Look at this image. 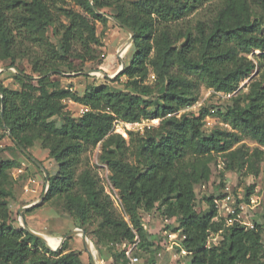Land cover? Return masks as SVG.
I'll return each mask as SVG.
<instances>
[{
    "label": "trees",
    "instance_id": "16d2710c",
    "mask_svg": "<svg viewBox=\"0 0 264 264\" xmlns=\"http://www.w3.org/2000/svg\"><path fill=\"white\" fill-rule=\"evenodd\" d=\"M66 1L103 25L107 18L94 9L111 8L113 17L133 31V53L123 70L113 79L86 87L82 94L60 86L52 77L83 71L85 62L96 59L105 30L97 35L93 21L69 8ZM91 3L0 0V60L9 59L13 66L16 58L24 57L31 68V72L20 70L13 76L19 89L0 83V129L6 130L4 123L26 150L38 145L39 151L56 162V170L48 174L43 200L59 202L93 236L98 256L99 246L111 249L136 236L140 247L151 246L141 212L157 209L165 219L177 221L181 250L190 256L187 264H261L263 224L255 223L252 228L237 221L226 224L217 219L213 196L204 198L205 213L196 209L195 201L196 186L209 180L216 155H224L225 169H232L246 163L251 166L263 154L262 149L250 153L243 144L234 145L246 136L264 147V0L260 1L263 12L254 10L249 0H222L208 31L199 24L196 58L188 54L190 34L157 27L158 17L167 20L183 15L186 0ZM57 12L67 22H59ZM47 31L56 44L50 42ZM254 70L259 75L247 91L236 93L222 113L218 111L230 129L215 127L204 134V119L210 113L207 107L168 116L195 103L201 85L214 92L234 93ZM66 99L87 110L74 117L66 109ZM52 117L61 119L58 128L52 126ZM154 118L160 119L158 126L130 132L129 140L112 132L115 119L139 122ZM97 145L99 161L107 166L127 220L116 213L91 168L77 173L82 155ZM130 146L133 162L128 159ZM20 165L14 158L0 159V264H85L80 251L67 247V239L60 250L52 251L14 224L9 207L13 197L10 169ZM253 192L254 184L246 186V204ZM87 225H92L90 231ZM212 233L221 238L208 246ZM119 257V252H111V263L121 264Z\"/></svg>",
    "mask_w": 264,
    "mask_h": 264
},
{
    "label": "rangeland",
    "instance_id": "374dc122",
    "mask_svg": "<svg viewBox=\"0 0 264 264\" xmlns=\"http://www.w3.org/2000/svg\"><path fill=\"white\" fill-rule=\"evenodd\" d=\"M249 1L254 10L263 12L260 6L261 0ZM186 2L188 3V7L183 12V15L179 18H169L167 20L158 17L157 27L166 26L173 34H190L191 44L188 54L192 58H196L199 50V24L204 31H208L222 0H186ZM66 5L93 21L97 35L103 28L105 30L104 36L101 37L103 45L101 47H96L98 52L96 59L94 61L85 62L83 71L62 73L52 77L58 80L60 86H70L73 91L82 94L86 87L106 82V78L100 73L85 74L84 71L102 70L108 75L115 73L121 64L117 52L124 46L129 34L109 17L113 16L111 8H104L101 10L106 14V16H104L107 18L106 25H103L99 21L93 20L88 13L84 12L72 1H66ZM56 14L59 22H67L66 18L59 12ZM55 27L58 28L59 26L55 24ZM262 29L264 33V24ZM47 35L50 38V42L56 44L57 41L50 31H47ZM56 48L59 53L58 46ZM132 53L133 48L132 45H130L121 56L124 64L130 60ZM253 53L258 54V51H254ZM20 70L31 72L27 58H16L13 66L10 65L9 59L0 60V83L10 89H19L13 76ZM258 75L259 71L254 70L250 76L239 83L236 91L230 95H221L201 85L198 100L183 108L182 110L184 111L182 114L196 113L201 108L207 107L210 113L204 119V134H208L210 130L215 127L230 129V126L225 124L222 119V111L225 106L230 103L232 96L236 93L246 92L250 81ZM33 77H36V75L33 74ZM121 80H124V77H121ZM64 102L66 104V109L70 110L74 117H77L84 111L85 107L81 104L75 103L69 99L64 100ZM218 111L221 113H218ZM51 123L53 127L58 128L61 124V119L52 117ZM154 124H156V122ZM146 127V124L140 122L139 125L122 124L118 126V129L126 131V139L129 140L130 132H142ZM12 143L6 130L0 129V159L14 158L21 164L20 167L10 169V175L13 179V197L9 200V207L13 217H15L14 224L20 226L19 210L23 207L30 206L29 211V208L22 210L24 221L33 231L51 237V245L55 246L59 243L60 236L73 228H81L78 222L60 206L59 202L55 200L45 202L43 200L44 197L40 199L45 190V173L52 174L56 170L57 164L53 159L41 156L39 154L38 145H33L27 151L36 160L40 161L43 166L42 170L29 160L19 149L15 148ZM239 144H243L250 153L255 148L262 149L263 154L258 160L253 162L251 166L246 163L238 168L235 165L232 169H225L226 157L224 155H216L210 164L211 174L209 180L196 186L197 197L195 207L197 210L205 213L208 207L204 198L213 196L218 211L217 219H223L226 224H230L231 221H229V219L238 212L239 216L237 219L239 223L246 228H252L255 223L263 224L261 236L264 246V147L246 136H243L242 140L234 145V148ZM99 153L100 145L84 153L78 166L77 173L86 166L91 168L96 174L104 191L110 196L116 213L122 215L124 219L127 220V216L122 213L118 191L113 188L109 180L107 166L99 161ZM128 159L133 162L131 146L128 152ZM250 184H254V192L250 197V203L246 204L243 199V194L246 186ZM141 215L143 228L145 232H147L148 240L152 241V245L147 248L138 245L137 254L142 260H144L146 264H151L152 262L153 264H187L190 260V256L186 255L185 251L181 250L182 234L180 231L175 230L177 221L175 219H165L157 209H153L150 212H141ZM86 228L87 231H90L92 225H87ZM85 234L87 239L93 244V236L86 232ZM220 238V234H210L207 245L209 246L217 243ZM138 239L140 243V238L138 237ZM66 244L69 249L80 251L82 261L85 264H90L88 251L82 242L80 234L68 237ZM93 250L96 264H113L111 263L110 254L113 251L118 252L116 245L111 249L101 245L99 246V256L101 258H99L94 244ZM261 264H264V258H262Z\"/></svg>",
    "mask_w": 264,
    "mask_h": 264
},
{
    "label": "water",
    "instance_id": "95a60500",
    "mask_svg": "<svg viewBox=\"0 0 264 264\" xmlns=\"http://www.w3.org/2000/svg\"><path fill=\"white\" fill-rule=\"evenodd\" d=\"M89 3L90 4H92L91 3V0H89ZM94 11H95V13H98V14H102V15H105L106 16V14L105 13H103L102 11H99V10H97V9H94ZM108 17V16H107ZM119 27H121V28H123L128 34H129V36H128V39H127V41L125 42V44H124V46H123V48L124 47H127V46H130L131 44H132V39H133V31H132V29L131 28H129L128 26H126L125 24H123L122 22H120L118 19H116L115 17H113V16H109ZM122 48V49H123ZM122 49H120V50H122ZM119 50V51H120ZM119 51L117 52V56H118V58L120 59V62H121V64H120V66L118 67V69L115 71V73L114 74H112V75H108V74H106L104 71H102V70H99V71H96V70H86V71H84V73L85 74H92V73H96V72H98V73H100L101 75H103L105 78H107V79H113L117 74H119L122 70H123V67H124V61L122 60V57L119 55ZM52 72H48L46 75H50ZM2 123H3V119H2ZM3 126H4V128L6 129V132H7V135L10 137V139H11V141L13 142V144H15L16 146H17V148L29 159V160H31L36 166H38L39 168H41L42 170H43V166H42V164L38 161V160H36L21 144H19V142L12 136V133H11V131L9 130V128L8 127H6L5 125H4V123H3ZM47 187H48V174L47 173H45V190H44V194H43V196L40 198V199H42L43 197H44V195H45V192L47 191ZM30 206H28V207H23V208H21L20 210H19V218H20V227H22L25 231H27L28 233H30V234H32L33 236H35V237H37V238H39L44 244H45V246H46V248H48V249H50V250H52V251H58V250H60L61 249V247H62V245H63V243H64V241L68 238V237H70V236H73V235H76V234H80V236H81V239H82V242H83V244H84V246L86 247V249H87V251H88V258H89V263L90 264H96V261H95V257L91 254V252L89 251V249L87 248V246H86V243H85V239L87 238L86 237V234H85V231L82 229V228H73L72 230H70V231H68V232H66L65 234H63L62 236H60V243H59V245L56 247V248H50L47 244H46V242H45V239H44V237L41 235V234H39V233H37V232H35V231H33L27 224H26V222L24 221V219H23V216H22V210H25V209H27V208H29Z\"/></svg>",
    "mask_w": 264,
    "mask_h": 264
},
{
    "label": "built area",
    "instance_id": "2783aa9c",
    "mask_svg": "<svg viewBox=\"0 0 264 264\" xmlns=\"http://www.w3.org/2000/svg\"><path fill=\"white\" fill-rule=\"evenodd\" d=\"M151 78H153V75H151ZM221 95H230L231 93H228V94H225V93H220V92H217ZM87 110V108L85 107L84 108V111ZM184 110H179L173 114H168L169 115H175V116H180L182 114ZM160 119L159 118H154V119H144V120H141L139 122H126V121H123V120H120V119H115L113 121V126H112V132L114 133H118L120 134L121 136H123L125 139H126V131L124 130H119L118 129V126L119 125H122V124H125V125H139V123H144L147 125V127H156L158 126L157 124H159ZM156 122V124H154ZM158 122V123H157ZM145 129V128H144ZM143 132V131H142ZM239 216L238 212H236L230 219L229 221L230 224L234 221H238L237 217ZM138 245H139V239L138 237L136 236L134 238L133 241L131 242H122L120 244H117V249H118V252L120 253V258H119V262L121 264H146L144 262V260H142V258L137 254V250H138Z\"/></svg>",
    "mask_w": 264,
    "mask_h": 264
},
{
    "label": "bare ground",
    "instance_id": "6f19581e",
    "mask_svg": "<svg viewBox=\"0 0 264 264\" xmlns=\"http://www.w3.org/2000/svg\"><path fill=\"white\" fill-rule=\"evenodd\" d=\"M127 47H128V46H127ZM127 47H124V48L122 47L123 49L121 48L122 50L119 51L120 56H122V54L126 51ZM42 236L44 237L46 244H47L50 248H56V247L59 245V243H60V241H59V243H58L57 245L52 246V245H51L52 238L49 237V236H47V235H45V234H43ZM84 241H85V243H86L87 248L89 249V251H90L91 254L93 255V253H94V250H93V244H92L87 238H86Z\"/></svg>",
    "mask_w": 264,
    "mask_h": 264
},
{
    "label": "crops",
    "instance_id": "0c3cea01",
    "mask_svg": "<svg viewBox=\"0 0 264 264\" xmlns=\"http://www.w3.org/2000/svg\"><path fill=\"white\" fill-rule=\"evenodd\" d=\"M39 154L43 157H47V153L45 151H39Z\"/></svg>",
    "mask_w": 264,
    "mask_h": 264
}]
</instances>
